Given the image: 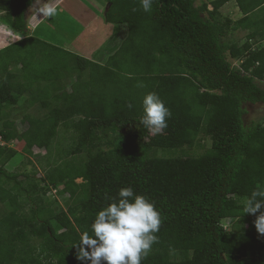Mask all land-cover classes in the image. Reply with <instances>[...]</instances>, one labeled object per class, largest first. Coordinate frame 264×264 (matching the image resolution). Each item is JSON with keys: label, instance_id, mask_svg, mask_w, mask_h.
<instances>
[{"label": "trees", "instance_id": "16d2710c", "mask_svg": "<svg viewBox=\"0 0 264 264\" xmlns=\"http://www.w3.org/2000/svg\"><path fill=\"white\" fill-rule=\"evenodd\" d=\"M35 1L0 0L3 24L24 34L0 50V137H20L28 154L42 146L46 165L8 171L13 151L0 146V264H88L76 256L80 236L122 187L161 215L141 264H264V236L241 210L264 185V122H243L245 103L264 104V0H234L236 18L220 9L231 0H154L147 13L140 0H107L104 21L126 32L104 65L25 34ZM41 61L67 81L43 76L33 95L18 74ZM148 92L171 112L159 133L140 123ZM21 104L33 109L19 132ZM60 137L68 142L53 151Z\"/></svg>", "mask_w": 264, "mask_h": 264}, {"label": "clouds", "instance_id": "9594fccd", "mask_svg": "<svg viewBox=\"0 0 264 264\" xmlns=\"http://www.w3.org/2000/svg\"><path fill=\"white\" fill-rule=\"evenodd\" d=\"M154 0H140L144 12H150ZM52 0H36L33 15L37 20H47L57 14ZM37 13L40 18H37ZM170 110L155 92L142 98L140 123L149 131L159 133L167 127ZM0 141L6 145L0 137ZM242 213L255 216L257 233L264 236V185L255 188L241 203ZM161 215L145 196L134 193L131 187H122L117 197L100 209L91 225V234H81L76 256L88 264H141L157 242L156 233L161 225Z\"/></svg>", "mask_w": 264, "mask_h": 264}, {"label": "rangeland", "instance_id": "374dc122", "mask_svg": "<svg viewBox=\"0 0 264 264\" xmlns=\"http://www.w3.org/2000/svg\"><path fill=\"white\" fill-rule=\"evenodd\" d=\"M80 1L85 6H88V3L86 0H80ZM98 1L99 3L94 1V6L89 5L93 9L97 6V8L99 9L98 11L99 13H97L98 16L96 17V19H91L89 23L86 22L84 24H81L83 27L82 29L81 27L77 26L76 23H74L73 19H71L69 16L61 15L57 13L52 18H48L47 20H45V22L42 24L40 29H38L40 31L37 32L36 35L38 37H43L42 40L44 38H47L49 41L53 42L54 44L62 45V47H64L65 49L69 51H70V48H73V47L81 48L85 46L86 49H91V50L95 47L98 50L97 51L98 54L100 56H104V55H101V52H103L104 50H109L111 43L104 42L103 38L106 39L108 36L110 37V34H114L115 37H119V36H122L123 33L118 27H116V30L114 32L113 31L110 32V30L109 31L104 30L107 25L103 19L105 5L102 4L100 8L99 4L103 0H98ZM199 2L200 0H196L197 4ZM230 2H233V4L229 2H228L229 4L226 3L227 5H224L223 7H221V11L222 13L232 18H236L239 15L238 14L239 10L238 8H236L234 1H230ZM89 6L88 8L90 9ZM31 8L32 7L26 9L27 11L26 14L29 15ZM258 16L261 17L263 16V14H259ZM101 17H102V20H101ZM1 18H2V14H0V21L2 24L3 22ZM82 22H79V24ZM93 22L94 24H92ZM104 26L105 28L102 29ZM243 36H244V31H237V32L231 33L228 37L231 40H237V39H242ZM47 39H44L43 41L48 42ZM7 42H10V41L7 40ZM48 43L51 44L50 42ZM35 47L37 48V54H36V57L34 58V62H33L34 64L37 63V58L41 56V51H42L39 44L36 43ZM81 53L83 54L85 52H81ZM29 59L31 58L29 57ZM232 64H235V62L232 61ZM39 65L40 67L37 66V68H35L36 65L29 66V68H25L24 70L19 71V74H18L19 78H21V82H24V84L28 86L29 89H32L33 95L39 93L38 88L42 82L43 76L44 77L47 76L48 78H50V80H52L53 85H57L60 81L61 82L67 81L66 78L62 76L64 73L61 72V70H60L61 73L59 72L58 75L57 74L51 75V72L53 71L50 70L51 67L48 66V63L41 61ZM24 72L26 73L23 74ZM19 78H18V81L20 82ZM261 86L264 88V81L261 83ZM22 105L23 104H21V106L17 110L13 111V116H12L13 119L15 120V124L17 125V129L19 132L23 131L27 127L26 124L22 123L23 115L26 113H29L30 111L32 112V109H33V108L25 107ZM243 108L245 111L243 115V122L246 126H249L252 123H263L264 122V104L263 103H256V104L245 103ZM66 137H68V135H66ZM59 139L60 141L59 140L53 141V143L50 145V149L55 151V149L58 148V146L56 145L57 142H61V143L68 142L67 139L65 138L60 137ZM5 144L7 148L13 151V155L9 157L7 161L5 160L4 161L5 163H3V166L6 170L19 171V172H36L37 175L43 174V168H45L46 166L44 163L45 161L41 157H37V156H41L45 154L44 148L42 146L33 144L29 148V150L31 151V154H28L26 152L27 150L26 145L20 137H18L17 139L9 143L5 142ZM201 144H203L202 147L195 144L193 147L187 148L186 153L188 155L201 153L205 148L209 147L210 141L208 139H205L203 143ZM80 181H81L80 179H77V182H80ZM56 199H57L56 202L58 203V205L62 207L63 205L62 197L58 196V198ZM52 223L55 228H58V224L55 221H52ZM224 225L226 226L228 224L225 223Z\"/></svg>", "mask_w": 264, "mask_h": 264}, {"label": "crops", "instance_id": "0c3cea01", "mask_svg": "<svg viewBox=\"0 0 264 264\" xmlns=\"http://www.w3.org/2000/svg\"><path fill=\"white\" fill-rule=\"evenodd\" d=\"M86 1L88 3V6L89 5L94 6V1L99 3L98 0H91V1L86 0ZM231 1H234V0H231ZM52 2L57 5V8H58L57 13L58 14L69 16L71 19H73L74 23H76L77 26L81 27V29L83 28L81 24H84L86 22L89 23L91 19H96V17L98 16L97 13H99L98 12L99 9L97 8V6L94 8L95 9V11H94L93 8H91L89 6L90 7V9H89L88 6H85L80 0H52ZM35 3H36V1L33 2L31 6L28 7V8L32 7L29 15L26 14L27 11L25 12V19H26V26H27L25 34H27L31 37H36V38L42 39L43 37H38L36 35V33L40 31L38 29H40V27L45 22V20H43V19L37 20L35 18V16L33 15ZM229 3L233 4V2H229ZM229 3H227V4H229ZM102 4L105 5V10H106L107 1L103 0L102 2H100L99 7L102 6ZM227 4H225V5H227ZM235 6L237 8L236 4H235ZM208 8L211 9V6L209 5ZM0 14H2V12H0ZM238 14H239V12H238ZM37 18L38 19L40 18V14H38V13H37ZM101 20H102V17H101ZM96 21H98V20H96ZM79 22H82V23L79 24ZM92 24H94V22ZM106 24H107L106 28L104 26L102 29L105 28L104 30H106V31L110 30V32H112V31L114 32L116 30V27H118L122 31L123 35L119 36V37H115L114 34H110V37L108 36L106 39L103 38L104 42L111 43L109 50H104L103 52H101V55H104V56H100L97 52L98 50L95 47L92 50L86 49L85 46L81 47V48L80 47H73V48H70V51H69V50L65 49L64 47H62V45L54 44L53 42L49 41L47 38H44V39H47L48 42H50L51 44H53L55 46H58L60 48H64L65 51H69V52L73 53L74 55H79L83 58H86V59L91 60V61H96V62H99L100 64L104 65L106 59L115 53V51L117 50V48L119 47V45L123 41V39L125 37V32H126L124 26L114 25V24L112 25L109 23H106ZM238 31H242V30H238ZM244 34H245V31H244ZM23 37H24V34L12 31L5 24H3V23L1 24V21H0V50L5 48V47L12 46V44L18 42ZM7 40L10 42H7ZM26 49L27 48H25V50ZM81 52H85V53L82 54Z\"/></svg>", "mask_w": 264, "mask_h": 264}, {"label": "built area", "instance_id": "2783aa9c", "mask_svg": "<svg viewBox=\"0 0 264 264\" xmlns=\"http://www.w3.org/2000/svg\"><path fill=\"white\" fill-rule=\"evenodd\" d=\"M0 144H3V142L0 141ZM55 192H56V189H53V190L50 192V194H51L53 197H56Z\"/></svg>", "mask_w": 264, "mask_h": 264}]
</instances>
